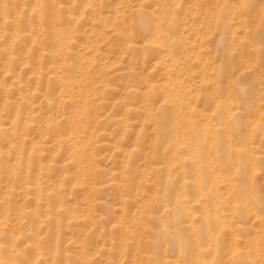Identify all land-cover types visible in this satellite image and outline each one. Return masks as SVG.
<instances>
[{
    "label": "rangeland",
    "instance_id": "1",
    "mask_svg": "<svg viewBox=\"0 0 264 264\" xmlns=\"http://www.w3.org/2000/svg\"><path fill=\"white\" fill-rule=\"evenodd\" d=\"M0 264H264V0H0Z\"/></svg>",
    "mask_w": 264,
    "mask_h": 264
},
{
    "label": "bare ground",
    "instance_id": "2",
    "mask_svg": "<svg viewBox=\"0 0 264 264\" xmlns=\"http://www.w3.org/2000/svg\"><path fill=\"white\" fill-rule=\"evenodd\" d=\"M191 115H192V117H193V114H192V113H191ZM188 122H189V121H188ZM196 123H197V122H196ZM197 127H198V126H195V125H194V129H198V128H199V127H198V128H197ZM218 132H219V131H218ZM200 135H201V134H200ZM201 139H202V137H201ZM216 143H217V142H216ZM217 146H218V145H217ZM219 146H220V145H219Z\"/></svg>",
    "mask_w": 264,
    "mask_h": 264
}]
</instances>
